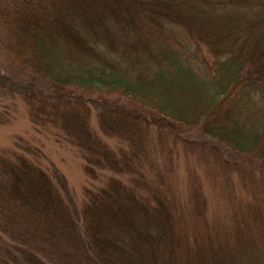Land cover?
Masks as SVG:
<instances>
[{"label": "trees", "instance_id": "obj_1", "mask_svg": "<svg viewBox=\"0 0 264 264\" xmlns=\"http://www.w3.org/2000/svg\"><path fill=\"white\" fill-rule=\"evenodd\" d=\"M0 31L28 76L0 75V96L16 91L87 177L113 175L77 205L63 173L16 137L0 150V264H238L246 252L264 264V0H0ZM179 146L249 193L228 232L207 224L198 190L190 228L168 196Z\"/></svg>", "mask_w": 264, "mask_h": 264}, {"label": "rangeland", "instance_id": "obj_2", "mask_svg": "<svg viewBox=\"0 0 264 264\" xmlns=\"http://www.w3.org/2000/svg\"><path fill=\"white\" fill-rule=\"evenodd\" d=\"M199 48L201 52L206 53V49H202L200 46ZM0 75L9 77V80L2 78V82L17 83L21 80L22 83L28 79L24 71L17 68L16 64L1 49ZM96 124L95 112L93 111L90 119L92 130L97 128ZM97 134L100 136L98 132ZM18 136L40 148L48 160L63 173L77 205L83 202L85 188L96 189L101 187L110 176H113L108 171H102L99 172L95 180L87 177L83 171L80 152L61 138L56 129L34 127L29 120L27 108L21 97L16 91L5 88L0 96V150L12 146ZM101 138L114 149L125 147L117 138L104 136ZM198 140L200 139L198 138ZM168 141L167 145L171 144L170 140ZM178 150L177 155L175 153L167 155L171 160V167L168 168L169 172L164 179L168 196L176 200L180 211L186 215V222L190 228L199 221L193 214L195 206H197L195 193L198 190L205 203L207 224H214L218 231L225 230L228 232L234 223V215L238 213L239 207L247 206L251 200L248 197L249 193L244 191L236 174L224 176V174L209 168V164L201 156L202 150L184 152L182 146H179ZM154 157H157L159 169L164 170L167 163L166 156L163 155V161L159 154ZM126 178L128 179V176H124L122 180ZM202 198L201 201H203ZM257 255V252L255 254L246 252V255L242 256L237 263L254 264L252 258L261 263Z\"/></svg>", "mask_w": 264, "mask_h": 264}]
</instances>
